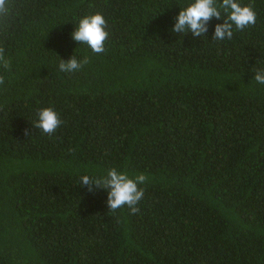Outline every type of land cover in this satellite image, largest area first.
Segmentation results:
<instances>
[{
    "label": "trees",
    "instance_id": "16d2710c",
    "mask_svg": "<svg viewBox=\"0 0 264 264\" xmlns=\"http://www.w3.org/2000/svg\"><path fill=\"white\" fill-rule=\"evenodd\" d=\"M191 0H11L0 20V264H264V0L214 41L171 31ZM101 12L105 52L72 37ZM90 58L74 73L60 59ZM53 107L49 136L32 125ZM143 173L131 214L81 177Z\"/></svg>",
    "mask_w": 264,
    "mask_h": 264
},
{
    "label": "clouds",
    "instance_id": "9594fccd",
    "mask_svg": "<svg viewBox=\"0 0 264 264\" xmlns=\"http://www.w3.org/2000/svg\"><path fill=\"white\" fill-rule=\"evenodd\" d=\"M11 14V0H0V20ZM223 18V23L215 25L212 39L223 41L232 39L234 29L242 31L249 26H254L257 19L253 4H241L239 0H191L176 17L171 29L174 33L185 34L191 32L195 37L204 36L208 32L209 22L212 18ZM72 37L80 44L87 45L93 53L105 52V42L109 37L108 22L101 12L83 16ZM11 61L5 58V49L0 46V67L9 69ZM90 63V58L84 56L78 59L74 54L70 59H60L58 69L64 73H74ZM253 79L264 85V68L254 71ZM5 82V76L0 74V85ZM37 120L32 125L43 133L52 136L61 126L60 115L53 107L38 109ZM147 180L141 173L134 177L127 172L111 168L102 177L91 178L88 175L81 177V186H87L89 191L103 188L108 190L107 207L115 213L118 209L127 206L131 214L139 212L137 205L145 194V189L140 187Z\"/></svg>",
    "mask_w": 264,
    "mask_h": 264
}]
</instances>
